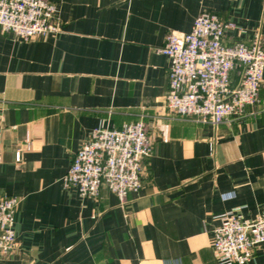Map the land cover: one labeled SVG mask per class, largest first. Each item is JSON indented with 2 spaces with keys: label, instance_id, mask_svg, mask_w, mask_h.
<instances>
[{
  "label": "crops",
  "instance_id": "crops-1",
  "mask_svg": "<svg viewBox=\"0 0 264 264\" xmlns=\"http://www.w3.org/2000/svg\"><path fill=\"white\" fill-rule=\"evenodd\" d=\"M48 1L58 33L22 40L0 28V195L18 199L0 264H219L221 215L264 213V87L260 104L217 126L174 115L170 61L156 49L202 12L245 30L230 40L264 35V0ZM139 118L153 153L123 203L106 187L95 199L64 187L92 129ZM240 264H264V243Z\"/></svg>",
  "mask_w": 264,
  "mask_h": 264
},
{
  "label": "built area",
  "instance_id": "built-area-1",
  "mask_svg": "<svg viewBox=\"0 0 264 264\" xmlns=\"http://www.w3.org/2000/svg\"><path fill=\"white\" fill-rule=\"evenodd\" d=\"M58 10L48 0H0V28L13 38L27 40L58 33ZM245 30L216 14L202 12L188 32L170 31L156 49L169 58L166 108L174 115L191 117L217 126L242 116L248 106L260 104L264 87V35L254 30L248 39L230 40L227 31ZM237 72L234 81L233 73ZM142 118L120 127L97 126L74 153L63 177L64 187H74L81 197L97 198L102 187L123 203L143 179L144 163L153 142ZM30 138L25 148L30 149ZM21 149L15 152L19 161ZM18 199L0 195V257L15 246L14 213ZM264 243V213L243 219L238 210L221 215L213 230L212 248L219 264L243 263Z\"/></svg>",
  "mask_w": 264,
  "mask_h": 264
}]
</instances>
